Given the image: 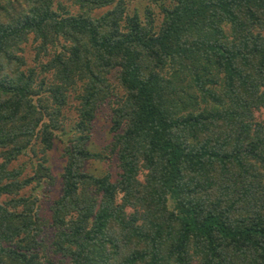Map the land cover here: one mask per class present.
<instances>
[{
  "label": "trees",
  "instance_id": "trees-1",
  "mask_svg": "<svg viewBox=\"0 0 264 264\" xmlns=\"http://www.w3.org/2000/svg\"><path fill=\"white\" fill-rule=\"evenodd\" d=\"M133 1L0 0V264H264V0Z\"/></svg>",
  "mask_w": 264,
  "mask_h": 264
},
{
  "label": "rangeland",
  "instance_id": "rangeland-1",
  "mask_svg": "<svg viewBox=\"0 0 264 264\" xmlns=\"http://www.w3.org/2000/svg\"><path fill=\"white\" fill-rule=\"evenodd\" d=\"M169 0H135L130 4L131 11L137 10L140 15L144 18L146 16L147 9H151L153 11V16L156 18V22L159 23L162 16L161 11V3H168ZM25 49V56L28 60L30 65H34V48L31 44H24ZM116 73L112 74V78L115 79ZM69 119L75 117V112L73 108L69 109ZM258 116L260 118L264 117V111L258 112ZM72 123L71 120L68 121L66 124V130L64 132L65 140H68L69 135L71 134L72 130ZM65 140L59 138L52 149H50L47 153L48 157V165L51 167L53 175L55 176V183L51 185H42L39 188V194L41 197V215L45 220H49L50 218V210L49 205L53 198L57 196L59 193V187L61 182V172L63 165L65 163L66 158L64 157L65 151ZM112 142V133L110 132V119H109V108L105 107L99 113L97 120L94 124L92 137L89 141V146L93 151H106L108 152L107 147ZM14 165H25L26 173L31 172L32 165L30 158L28 156H21L19 160L14 162ZM86 169L90 172L95 174H103L105 172H111L114 177L118 174V166H117V159L115 156L113 158H107L105 160H98V159H91L86 164ZM30 188H27L25 192L27 194L30 193ZM45 235V234H44ZM51 236V229L48 231L46 236L44 237V242L46 244L49 243V237ZM42 264H49L48 258L52 260L59 259L60 256L54 254L50 249H47L45 253H42Z\"/></svg>",
  "mask_w": 264,
  "mask_h": 264
}]
</instances>
